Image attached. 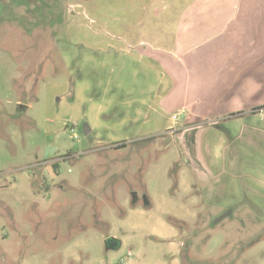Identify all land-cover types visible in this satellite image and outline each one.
Masks as SVG:
<instances>
[{
    "label": "rangeland",
    "instance_id": "obj_1",
    "mask_svg": "<svg viewBox=\"0 0 264 264\" xmlns=\"http://www.w3.org/2000/svg\"><path fill=\"white\" fill-rule=\"evenodd\" d=\"M151 8L0 0V264H264V107L160 112Z\"/></svg>",
    "mask_w": 264,
    "mask_h": 264
},
{
    "label": "crops",
    "instance_id": "obj_2",
    "mask_svg": "<svg viewBox=\"0 0 264 264\" xmlns=\"http://www.w3.org/2000/svg\"><path fill=\"white\" fill-rule=\"evenodd\" d=\"M152 6L143 28L161 37L134 38L131 46L143 64L163 73L154 98L160 112L182 115L185 123L206 109L221 117L263 109L264 0H152Z\"/></svg>",
    "mask_w": 264,
    "mask_h": 264
},
{
    "label": "water",
    "instance_id": "obj_3",
    "mask_svg": "<svg viewBox=\"0 0 264 264\" xmlns=\"http://www.w3.org/2000/svg\"><path fill=\"white\" fill-rule=\"evenodd\" d=\"M83 130L85 134H89L91 132V127L88 124H85ZM134 195H136V193H134ZM115 247H119V241L113 238L106 240V249H111Z\"/></svg>",
    "mask_w": 264,
    "mask_h": 264
},
{
    "label": "flooded vegetation",
    "instance_id": "obj_4",
    "mask_svg": "<svg viewBox=\"0 0 264 264\" xmlns=\"http://www.w3.org/2000/svg\"><path fill=\"white\" fill-rule=\"evenodd\" d=\"M137 195H134V199H136Z\"/></svg>",
    "mask_w": 264,
    "mask_h": 264
},
{
    "label": "built area",
    "instance_id": "obj_5",
    "mask_svg": "<svg viewBox=\"0 0 264 264\" xmlns=\"http://www.w3.org/2000/svg\"><path fill=\"white\" fill-rule=\"evenodd\" d=\"M175 119L177 118V116L174 117ZM76 136V135H75Z\"/></svg>",
    "mask_w": 264,
    "mask_h": 264
}]
</instances>
